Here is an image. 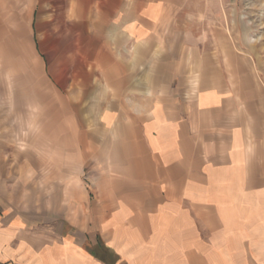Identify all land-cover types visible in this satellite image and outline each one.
<instances>
[{"label":"crops","instance_id":"1","mask_svg":"<svg viewBox=\"0 0 264 264\" xmlns=\"http://www.w3.org/2000/svg\"><path fill=\"white\" fill-rule=\"evenodd\" d=\"M188 2L95 0L44 29L50 88L88 118L51 145L48 214L0 199V264H264V40Z\"/></svg>","mask_w":264,"mask_h":264},{"label":"rangeland","instance_id":"2","mask_svg":"<svg viewBox=\"0 0 264 264\" xmlns=\"http://www.w3.org/2000/svg\"><path fill=\"white\" fill-rule=\"evenodd\" d=\"M93 1L0 0V199L15 212L49 213L51 145L63 142L67 121L88 118L65 112V98L50 88L38 42L51 21H64L66 11ZM188 5L196 22L227 29L234 42L256 47L264 40L259 13L264 0H189Z\"/></svg>","mask_w":264,"mask_h":264}]
</instances>
